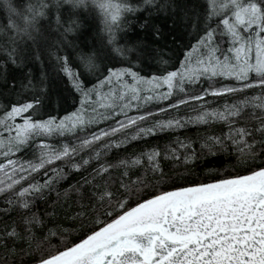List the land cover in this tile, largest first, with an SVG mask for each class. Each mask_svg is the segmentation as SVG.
Segmentation results:
<instances>
[{
    "label": "snow or ice",
    "instance_id": "snow-or-ice-1",
    "mask_svg": "<svg viewBox=\"0 0 264 264\" xmlns=\"http://www.w3.org/2000/svg\"><path fill=\"white\" fill-rule=\"evenodd\" d=\"M0 264H264V0H0Z\"/></svg>",
    "mask_w": 264,
    "mask_h": 264
},
{
    "label": "trees",
    "instance_id": "trees-1",
    "mask_svg": "<svg viewBox=\"0 0 264 264\" xmlns=\"http://www.w3.org/2000/svg\"><path fill=\"white\" fill-rule=\"evenodd\" d=\"M155 107V106H153ZM182 111H190V107H186L185 109H183ZM131 114H135V113H131ZM183 135H195L194 131H190L186 134H182V138ZM169 137L168 136H160V137H156V138H149L148 140V144L150 146H156L159 145L161 147V149H163L164 145L168 142ZM55 142V141H53ZM145 144L141 143L137 148L135 149H130V151H139V149L141 147H144ZM234 161H228L225 160L223 163L225 166L230 165L231 163H233ZM163 166L167 169L169 167H171L172 164L176 163L179 164V162H173V161H163ZM217 167H219L220 165H216ZM212 167L211 165L206 164L205 161L201 160L199 162V166H192L190 165L188 167V169H185L182 165L180 167H177L173 170V175L177 174V173H182V177L180 178V182L183 183L185 179H190V180H196L197 177H199L200 179H203L207 176L208 174V170L209 168ZM223 170V169H222ZM227 174V172L225 173ZM78 178V174L76 173H72L68 179L66 181H64L62 183L61 187V191H63V188L68 187L70 184L74 183L75 180ZM55 198V194L53 193L52 195V199ZM42 210V209H41Z\"/></svg>",
    "mask_w": 264,
    "mask_h": 264
}]
</instances>
